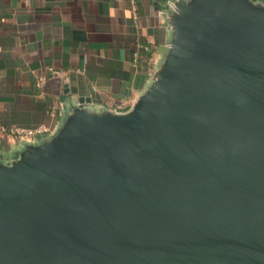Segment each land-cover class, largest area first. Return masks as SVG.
Masks as SVG:
<instances>
[{
	"label": "water",
	"instance_id": "95a60500",
	"mask_svg": "<svg viewBox=\"0 0 264 264\" xmlns=\"http://www.w3.org/2000/svg\"><path fill=\"white\" fill-rule=\"evenodd\" d=\"M166 8L130 109L62 102L0 158V264H264V1Z\"/></svg>",
	"mask_w": 264,
	"mask_h": 264
},
{
	"label": "crops",
	"instance_id": "0c3cea01",
	"mask_svg": "<svg viewBox=\"0 0 264 264\" xmlns=\"http://www.w3.org/2000/svg\"><path fill=\"white\" fill-rule=\"evenodd\" d=\"M167 1L0 0V158L24 143L9 128L44 126L48 134L62 102L130 109L165 53Z\"/></svg>",
	"mask_w": 264,
	"mask_h": 264
},
{
	"label": "built area",
	"instance_id": "2783aa9c",
	"mask_svg": "<svg viewBox=\"0 0 264 264\" xmlns=\"http://www.w3.org/2000/svg\"><path fill=\"white\" fill-rule=\"evenodd\" d=\"M49 75L54 79L62 81L64 79L65 72L50 68ZM44 80V77H38L35 82V86L40 87ZM50 115L52 117L55 116L53 108L50 111ZM47 131L48 129L44 126H38L35 128L11 127L8 129V134L15 138H34L47 133Z\"/></svg>",
	"mask_w": 264,
	"mask_h": 264
}]
</instances>
